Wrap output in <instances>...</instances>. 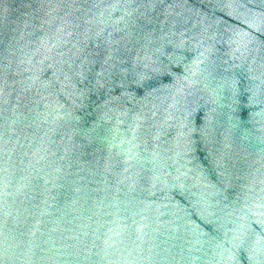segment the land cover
<instances>
[{"label":"water","instance_id":"1","mask_svg":"<svg viewBox=\"0 0 264 264\" xmlns=\"http://www.w3.org/2000/svg\"><path fill=\"white\" fill-rule=\"evenodd\" d=\"M0 264H264V0H0Z\"/></svg>","mask_w":264,"mask_h":264}]
</instances>
